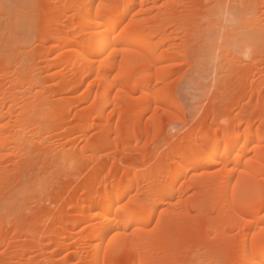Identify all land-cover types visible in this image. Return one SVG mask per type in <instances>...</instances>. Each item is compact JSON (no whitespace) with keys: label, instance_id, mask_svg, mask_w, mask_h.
<instances>
[{"label":"bare ground","instance_id":"6f19581e","mask_svg":"<svg viewBox=\"0 0 264 264\" xmlns=\"http://www.w3.org/2000/svg\"><path fill=\"white\" fill-rule=\"evenodd\" d=\"M0 264H264V0H0Z\"/></svg>","mask_w":264,"mask_h":264},{"label":"rangeland","instance_id":"374dc122","mask_svg":"<svg viewBox=\"0 0 264 264\" xmlns=\"http://www.w3.org/2000/svg\"><path fill=\"white\" fill-rule=\"evenodd\" d=\"M22 34H20L21 36ZM32 40V45L34 43L36 44L35 40ZM31 42V41H30ZM198 76L196 73L187 72L185 69L180 70V73H178L176 76H174L171 79V85L175 90V100L179 104L180 107L183 108V111L185 113V116L187 117V121L190 122V119L193 120L194 113L197 109V107L200 106V103L202 102L203 98L201 88H199V82ZM205 80V79H204ZM206 81V80H205ZM206 83V82H205ZM201 91V93L199 92ZM202 98V99H201ZM200 102V103H199ZM234 112H237V107L235 108ZM234 114V113H233ZM72 117V115H71ZM168 122L165 126V129L167 130V135H173V133H178L176 136H179L180 134L185 132V128L182 127V124L177 123V126L172 124H169ZM179 124V125H178ZM176 128V129H175ZM182 129V130H181ZM180 130L179 132H177ZM175 138H173L172 141H174ZM108 158V157H104ZM98 163V162H97ZM95 163V164H97ZM35 203H32L34 205Z\"/></svg>","mask_w":264,"mask_h":264},{"label":"snow or ice","instance_id":"6c2138e0","mask_svg":"<svg viewBox=\"0 0 264 264\" xmlns=\"http://www.w3.org/2000/svg\"><path fill=\"white\" fill-rule=\"evenodd\" d=\"M229 6H223V8H228ZM221 43H223V36L221 35Z\"/></svg>","mask_w":264,"mask_h":264}]
</instances>
